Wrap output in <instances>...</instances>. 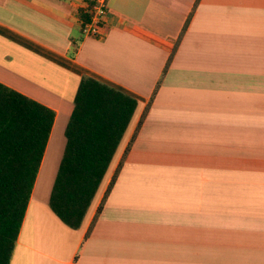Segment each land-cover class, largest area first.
I'll list each match as a JSON object with an SVG mask.
<instances>
[{"label":"crops","instance_id":"obj_1","mask_svg":"<svg viewBox=\"0 0 264 264\" xmlns=\"http://www.w3.org/2000/svg\"><path fill=\"white\" fill-rule=\"evenodd\" d=\"M92 3L0 0V83L55 112L10 264H264V0H108L100 38ZM84 76L138 106L71 229L44 178Z\"/></svg>","mask_w":264,"mask_h":264},{"label":"trees","instance_id":"obj_2","mask_svg":"<svg viewBox=\"0 0 264 264\" xmlns=\"http://www.w3.org/2000/svg\"><path fill=\"white\" fill-rule=\"evenodd\" d=\"M90 7L79 11L82 22ZM137 106L134 97L82 77L49 197L67 227L81 226ZM54 121L51 108L0 83V264L11 262Z\"/></svg>","mask_w":264,"mask_h":264},{"label":"built area","instance_id":"obj_3","mask_svg":"<svg viewBox=\"0 0 264 264\" xmlns=\"http://www.w3.org/2000/svg\"><path fill=\"white\" fill-rule=\"evenodd\" d=\"M108 0H93L88 11V21L82 22L81 33L84 37L100 38L103 35V22L108 13Z\"/></svg>","mask_w":264,"mask_h":264},{"label":"rangeland","instance_id":"obj_4","mask_svg":"<svg viewBox=\"0 0 264 264\" xmlns=\"http://www.w3.org/2000/svg\"><path fill=\"white\" fill-rule=\"evenodd\" d=\"M56 134L57 135L59 134V128H57V133ZM60 145H61V141L58 138L57 143H56V148L53 149L52 156H54V157H52V161L48 160V161H50V162H48L50 166L48 168V171L45 174V178L44 179L47 178V175L51 174V172H50L51 171V169H50L51 166H55L58 161H59V163L61 161V158H62V155H63V152H64V148H65V144L62 145V146H60ZM58 166H59V164H58Z\"/></svg>","mask_w":264,"mask_h":264}]
</instances>
